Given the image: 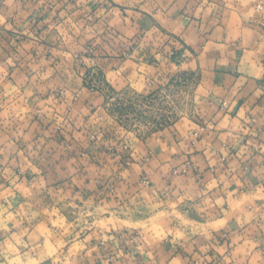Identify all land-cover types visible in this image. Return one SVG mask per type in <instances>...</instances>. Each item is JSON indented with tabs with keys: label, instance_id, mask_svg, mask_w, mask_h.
<instances>
[{
	"label": "crops",
	"instance_id": "0c3cea01",
	"mask_svg": "<svg viewBox=\"0 0 264 264\" xmlns=\"http://www.w3.org/2000/svg\"><path fill=\"white\" fill-rule=\"evenodd\" d=\"M150 39L200 109L146 136L99 127L84 73L118 76ZM174 210L206 229L125 224ZM0 264H264V0H0Z\"/></svg>",
	"mask_w": 264,
	"mask_h": 264
},
{
	"label": "rangeland",
	"instance_id": "374dc122",
	"mask_svg": "<svg viewBox=\"0 0 264 264\" xmlns=\"http://www.w3.org/2000/svg\"><path fill=\"white\" fill-rule=\"evenodd\" d=\"M151 35H153V38L155 37V41V34ZM154 41L150 39L148 44L144 42L140 46L141 43L137 40L132 43V47L130 46L129 49L125 50L123 58L116 57L112 59L110 63L112 67H116L121 71L116 73L118 76L114 78H108L105 69L84 73V80L87 84L102 89L106 98L105 101L108 103L104 106L105 114L108 117L103 121L104 124L101 123L102 125L99 127L103 125L106 128L113 126L114 120L108 121L111 117L126 131L133 134H143L150 130L157 131L174 126L178 120L184 117L186 119L190 118L195 111L200 109L199 100L195 99L197 79L194 74L188 75L186 69L179 63L183 60L176 58L178 54L173 58V61L166 58L163 59L167 60L164 62L161 58L156 59L159 47ZM94 47L90 46L89 48H93L95 51ZM147 49V52L153 51L154 55H147L146 60L148 62H144L143 65L140 56ZM167 50L166 53L168 54L175 48L169 47ZM176 53L178 52L176 51ZM148 65H150V68ZM110 82L115 83L119 90L114 89L109 84ZM132 83L134 84L131 86ZM170 213L175 216H169ZM183 217L179 211L174 210L154 216L151 222L145 219V221L135 224L125 221V224L143 228L156 227L161 224L168 227L170 220L177 218L185 228L191 230L192 234L206 229L202 221Z\"/></svg>",
	"mask_w": 264,
	"mask_h": 264
},
{
	"label": "built area",
	"instance_id": "2783aa9c",
	"mask_svg": "<svg viewBox=\"0 0 264 264\" xmlns=\"http://www.w3.org/2000/svg\"><path fill=\"white\" fill-rule=\"evenodd\" d=\"M257 8L258 9H260V10H262L263 9V5L261 4V3H257ZM88 52L89 53H95V51H94V49L93 48H88ZM175 56H176V51L175 50H172V51H170L169 53H168V55H167V59H172V61L174 60L173 58H175ZM174 63H175V61H174ZM85 83H86V85L87 86H89L88 84H87V82L85 81ZM89 87H91V88H96V89H98L99 91H101L102 93L104 92L102 89H100L98 86H94V87H92V86H89ZM106 105H108V103L106 104ZM223 106H224V108H226L227 107V102H224L223 103ZM246 128H252V124H249V123H247V126H246ZM156 131V130H155ZM154 131H148L147 133H143V134H138V133H135V134H133V133H131V134H133V135H136V136H146V135H150V134H152ZM194 135H193V139H191L192 140V143L194 144L199 138H200V131H198V130H196L194 133H193ZM126 149H128L129 147H128V145H126L125 144V146H124ZM194 169V165H193V163H191V162H186L184 165H183V167L179 170V169H175L174 171H173V173L174 174H188L191 170H193ZM244 169L247 171V170H249V165L247 164V165H245V167H244ZM229 170H231V169H229ZM143 183L144 184H148V180L146 179V178H144L143 179ZM137 239V235H134L133 237H132V240H136Z\"/></svg>",
	"mask_w": 264,
	"mask_h": 264
}]
</instances>
